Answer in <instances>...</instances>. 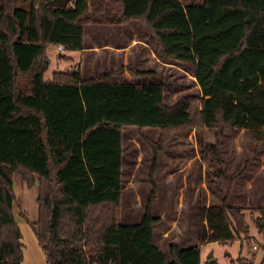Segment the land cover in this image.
Instances as JSON below:
<instances>
[{
  "label": "trees",
  "instance_id": "1",
  "mask_svg": "<svg viewBox=\"0 0 264 264\" xmlns=\"http://www.w3.org/2000/svg\"><path fill=\"white\" fill-rule=\"evenodd\" d=\"M0 0V264H20L12 175L37 185L30 222L45 264H200V246L244 229L241 207L200 204L197 243L153 242L159 157L173 135L213 127L244 130L264 144V0ZM137 21L156 56L182 66L199 92L164 100L162 82L111 80L131 63L83 77L78 68L44 78L50 45L83 47L87 24ZM136 127L152 153L149 192L138 221L120 217L123 127ZM157 130L155 138L146 129ZM202 146V145H201ZM215 146L211 147L217 153ZM202 150V148H201ZM261 228H264L261 227ZM205 264H216L211 252Z\"/></svg>",
  "mask_w": 264,
  "mask_h": 264
},
{
  "label": "rangeland",
  "instance_id": "2",
  "mask_svg": "<svg viewBox=\"0 0 264 264\" xmlns=\"http://www.w3.org/2000/svg\"><path fill=\"white\" fill-rule=\"evenodd\" d=\"M179 1L186 4L197 0ZM126 26L140 40L132 47L130 59H135L139 68L153 71L152 75H133L129 77L130 80L163 82L164 100L167 103L173 102L182 94L199 92V87L190 71L182 66L162 65L150 59V51L142 43L146 40L144 29L136 21L120 26L86 25L83 34L84 42L90 45H102L109 40L120 42L122 36L126 35H120L119 40H114L115 36H119L112 34L114 32L106 31L94 36L91 32L89 33V30L92 27ZM121 42L124 43V41ZM58 54L56 45L46 48V55L41 59L46 68L45 78H50L52 71L56 69L71 68L73 70L82 60L77 48L70 49L68 53L66 51L65 56ZM67 56L73 58L69 66H65ZM100 70L103 68L100 67ZM82 74L85 76L98 73L85 74L82 71ZM120 79L123 80L126 77H115L111 80ZM145 132L152 138H155L157 134V130L153 128L146 129ZM215 132V128L203 126L197 130L175 134L165 145L159 157L155 179L158 192L153 213L159 217V221L154 225L153 242L166 254L170 241L176 240V243L182 247L196 244L199 205L220 203L219 191L227 190L226 175H228L232 177L228 203L241 207L245 226L233 241L208 242L200 246L201 264H205L208 252L212 253L216 264H264V228H261L264 225L259 224L264 216V144L254 141L244 130L225 129L219 138L220 143L215 146ZM206 145H214L217 153ZM122 146L120 217L122 222L132 223L138 221L143 214L150 187L148 171L152 153L139 137L137 128L132 126L123 127ZM13 174H15L16 189L13 201L14 215L19 220H23L24 213L20 209L21 190L17 188V180L22 178L18 173ZM29 193L28 204H25L28 211L36 201V189H30ZM165 235L166 237H163Z\"/></svg>",
  "mask_w": 264,
  "mask_h": 264
},
{
  "label": "crops",
  "instance_id": "3",
  "mask_svg": "<svg viewBox=\"0 0 264 264\" xmlns=\"http://www.w3.org/2000/svg\"><path fill=\"white\" fill-rule=\"evenodd\" d=\"M87 25H89V24H87ZM92 25H95V24H92ZM123 25H125V24H123ZM138 25H140V27L142 26L140 23H138ZM102 26H105V25H102ZM115 26H120V25H115ZM127 27L128 26L116 27V28H107V27H101V28L92 27V28H90L89 33L91 32V34L94 36L98 35L99 33H104L106 31L114 32V33H112L114 35H119V36H115L114 40H116V39L119 40L120 35H126V36H122L121 41H124V43H122L121 41L117 42V41H110L109 40V41L104 42V44H102V45H96V44L90 45V43L88 44V43L84 42V36H83V47L79 49V53L81 54L82 60H81L80 64H76V66H77L76 68H78L80 70L81 75L83 77H90V76L98 75V74L107 72L111 69H114L116 67L126 65L127 63L133 64L135 67H137L140 70L150 71L151 72L150 75L153 74L152 69L139 68L136 64V61H134L135 59H133V58L130 59V57H132L131 56L132 47L137 45L140 40H138V37L136 35H134L133 32L130 31ZM84 29H85V27H84ZM142 29H144V27ZM143 31L145 33V36H146L145 39L146 40H145V42H142V43L144 46H146L149 49L150 59L153 62L160 63L162 65L171 64V63H167V62L160 60L156 56V54L154 53V51L152 50V48L149 45L146 30L144 29ZM83 34H84V30H83ZM66 51L68 53V52H70V49L69 50L64 49L63 51L59 52L58 55L61 56ZM64 56H65V54H64ZM66 60L67 61H66L65 66L71 65L73 62V58L71 56H69V57L67 56ZM100 67H102L103 70H100ZM59 70H64V69H59ZM82 71H84L85 74H93L94 72H97L98 74L85 75L84 76L82 74ZM133 75L138 76V75H135V74L130 73L128 71H125L123 76H121V77H124V78L126 77V80H130L129 77H131ZM121 77H119V78H121ZM45 79H49V78H45ZM120 80H122V79H120ZM120 80H115V81H120ZM123 80H125V79H123ZM138 80H140V79H138ZM157 82H159V81H157ZM122 133H123V129H122ZM14 173H17V172H14ZM14 176H15V174L12 175V182H13L14 195L16 196V189L14 187V178H15ZM20 177H21V175H20ZM17 183H18L17 188H19L21 190L20 193H21V197H22V203L20 204V209H21V211H23V213H24L23 215L25 218L23 220H19V218H17V216L14 215L15 220H16V222L19 226L20 232H21L20 241L22 243V246H21L22 260H21L20 264H45L43 252L41 251V248H40V246L36 240V237L32 231L31 226H30V222L35 221L37 218L36 201L30 207V210H29L30 212L25 207V204L26 203L28 204L27 198H28V195L30 194L29 193L30 189L35 188L36 189L35 194L37 195L38 182L36 181L34 185L28 186L26 181L22 178V180L21 179L17 180ZM13 211H14V207H13ZM196 236H197V231H196ZM163 237H166V235ZM170 243L177 244L176 240L170 241ZM177 245H179V244H177ZM179 246H181V245H179ZM201 247H202V245H201Z\"/></svg>",
  "mask_w": 264,
  "mask_h": 264
},
{
  "label": "water",
  "instance_id": "4",
  "mask_svg": "<svg viewBox=\"0 0 264 264\" xmlns=\"http://www.w3.org/2000/svg\"><path fill=\"white\" fill-rule=\"evenodd\" d=\"M69 0H50L48 2L49 6H56V7H63L67 4ZM45 67V65H44ZM71 72H73V70H71ZM260 226L264 225V216L263 219L259 222Z\"/></svg>",
  "mask_w": 264,
  "mask_h": 264
},
{
  "label": "built area",
  "instance_id": "5",
  "mask_svg": "<svg viewBox=\"0 0 264 264\" xmlns=\"http://www.w3.org/2000/svg\"><path fill=\"white\" fill-rule=\"evenodd\" d=\"M57 49H58V51L59 52H61V51H63L65 48L63 47V45H61V44H58L57 46ZM67 50V49H66ZM255 247V246H254Z\"/></svg>",
  "mask_w": 264,
  "mask_h": 264
}]
</instances>
